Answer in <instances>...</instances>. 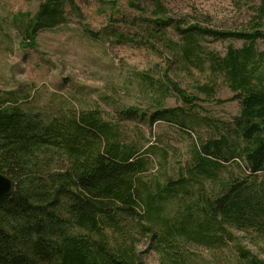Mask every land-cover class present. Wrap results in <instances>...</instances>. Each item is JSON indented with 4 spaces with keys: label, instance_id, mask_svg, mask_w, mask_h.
<instances>
[{
    "label": "trees",
    "instance_id": "1",
    "mask_svg": "<svg viewBox=\"0 0 264 264\" xmlns=\"http://www.w3.org/2000/svg\"><path fill=\"white\" fill-rule=\"evenodd\" d=\"M137 1L129 0V8L144 12ZM148 1L153 10L147 33L178 36L180 42H169L178 67L206 74L213 83L221 79L239 115L232 122L197 115L191 109L195 98L174 85L189 112L164 109L160 102L166 97L156 88L159 101L150 123L208 132L191 140L184 166L176 162L173 175L161 182L169 170L166 158L157 164V177L143 181L153 148L128 143L100 111L44 119L1 107L0 173L15 186L0 198V264H145L138 249L143 241L158 264H200L190 254L199 247L220 253L227 263L230 252V264H264V180L257 178L264 174V53L256 49L264 39L261 25L249 32L184 25L168 17L162 0ZM65 3L75 7L73 0H46L34 15L17 14L13 20L24 33L19 45L33 47L39 31L62 25ZM257 14L264 20V1ZM206 38L242 46L227 45L221 55L203 45ZM198 90L213 94L208 84ZM134 116L123 111L119 120ZM231 164L242 174H233Z\"/></svg>",
    "mask_w": 264,
    "mask_h": 264
},
{
    "label": "rangeland",
    "instance_id": "2",
    "mask_svg": "<svg viewBox=\"0 0 264 264\" xmlns=\"http://www.w3.org/2000/svg\"><path fill=\"white\" fill-rule=\"evenodd\" d=\"M45 1L0 0V108H18L44 119L67 111H100L105 121L118 124L128 143L138 142L136 146L141 145L143 150L153 148V154H148L153 164L147 166L143 181L157 177L161 172L157 164L166 158L169 170L160 175L161 182L173 175L176 162L184 166L191 140L205 139L208 132L204 127L181 130L164 121L150 123L159 101L156 88L166 97L160 102L164 109L189 112L173 90L174 85L195 98L191 109L197 115L225 122L239 115V104L221 79L213 83L206 74L178 67L179 56L171 44L180 42L178 36L169 31L155 37L147 33V20L153 10L148 0L137 1L144 12L129 8V0H73L75 7L68 3L62 7V25L39 31L33 47L20 46L23 26L13 18L23 13L34 15ZM262 1L162 0V5L168 17L184 25L198 23L214 31L249 32L259 23L264 34V20L257 14ZM202 43L221 55L227 45L242 46L230 39L206 38ZM256 49L264 53V39L257 41ZM205 84L212 86V95L199 92L198 87ZM123 111L135 114L134 119L120 121ZM229 168L236 175L243 172L233 164ZM257 178L264 180V174ZM241 245L256 253L245 239ZM138 249L145 264H158V257L146 241ZM192 253L200 264L234 263L230 252L228 263L220 253L211 255L202 247ZM259 257L264 261L263 255Z\"/></svg>",
    "mask_w": 264,
    "mask_h": 264
},
{
    "label": "water",
    "instance_id": "3",
    "mask_svg": "<svg viewBox=\"0 0 264 264\" xmlns=\"http://www.w3.org/2000/svg\"><path fill=\"white\" fill-rule=\"evenodd\" d=\"M14 182L0 173V198H6L10 196L14 191Z\"/></svg>",
    "mask_w": 264,
    "mask_h": 264
}]
</instances>
